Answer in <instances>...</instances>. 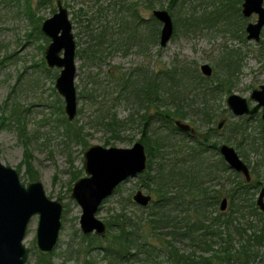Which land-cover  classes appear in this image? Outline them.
<instances>
[{
	"label": "rangeland",
	"instance_id": "rangeland-1",
	"mask_svg": "<svg viewBox=\"0 0 264 264\" xmlns=\"http://www.w3.org/2000/svg\"><path fill=\"white\" fill-rule=\"evenodd\" d=\"M154 1L153 10L168 11L174 25L173 36L164 48L159 46L158 22L153 23L158 29L156 43L149 44L146 40L148 28L153 27L152 23L148 25L152 9H148L147 4L140 0H61L67 9L76 43L77 115L70 123L83 126L82 133L87 144L84 148L65 135L64 101L55 89L60 69L48 68L44 60V51L50 40L40 28L42 22L56 12V4L52 7L34 8L29 16L24 11L23 0H0V162L15 169L24 184L32 180L40 181L46 195L53 200L61 198L64 207L58 244L44 260L33 247L37 216L32 217L23 240L24 246L30 251L26 264H117L112 257L106 255L102 247L112 241V237L117 234L116 226L123 222L136 226L137 240L130 250L135 256L121 264H171L167 258L166 245H163L166 242L179 253L191 256L197 264H203L202 259L210 258L212 252H206L208 247L204 240L207 238L203 237L201 231H197L193 239L185 233V223L190 218V212L186 208L187 200H176L171 213L168 208L169 216L175 220V224L170 218L169 221L176 230L172 225L153 228L147 222L159 212L155 208L153 187L142 175L147 167L142 174L122 182L97 211L96 218L109 224L105 237H97L105 242L92 240L89 244L95 235L85 236L80 230L81 208L70 195L75 182L73 175L82 170L81 177L84 176V152L93 145L130 148L142 138L146 122L144 113L148 110L135 101L131 88L120 94L111 87L114 82L119 83L118 78L124 73L135 75V72L154 70L168 80L171 72L180 81L179 85L197 86V91L203 86L213 88L214 85L222 84L226 91L222 87L216 90L204 110L197 104H190L187 109L180 110L185 116L180 119L175 117L174 121L188 124L193 133L189 135L178 131V134L171 135V144L178 148L183 145L182 149L187 151L188 147L193 146L191 136L197 140L209 138L205 156L215 163L221 158L215 147L219 149L223 144L228 145L248 166L251 177L260 183L254 192L255 202L259 190L264 187V139L261 136L264 134L261 131L260 112L253 117L234 116L225 104L228 95L236 94L245 98L250 107L255 105L249 96L253 89L264 83V27L258 42L246 39L245 26L247 23H255L257 17L255 14L249 18L242 17L243 0H174L173 5L170 0ZM112 3L114 5L111 8ZM134 3L139 19L145 24L144 33L140 32L144 44L143 53L140 52L139 45L125 42L126 35L119 34L121 21L123 23L129 16L127 8ZM120 6L124 10L122 9L121 14H116L114 11H119ZM79 9H82L83 16H79ZM216 16L217 20L208 21L214 20ZM191 17L204 20L195 27H189L184 19ZM179 19L182 21L178 24ZM105 28V42L98 44L100 42L96 38ZM114 40H117L116 43L110 46L109 43ZM203 64L212 69L210 77L201 73L200 66ZM200 78L203 80L199 85L197 81ZM86 88L93 90L94 106L84 98L85 93L83 97L80 96V92ZM119 89L121 90V86ZM189 92L191 91H186L187 94ZM99 107L110 114L116 113L119 120L127 119L128 125L117 129L115 133L104 126H98L96 113ZM173 109L170 104L163 105L160 102H155L149 109L148 113L151 115L147 142H140L144 145L145 152L150 147L153 135L164 134L167 130V126L157 117V112H171ZM220 121L224 122L218 129ZM240 127L246 129L244 136L236 132ZM205 132L209 136H204ZM24 144L27 146L24 147ZM25 150L29 154L28 159ZM151 160L149 173L154 171L158 161L157 158ZM26 162L31 165L34 179H29ZM230 171L220 172L219 169L217 180L211 184L206 183L205 186L221 192L229 191L236 179ZM240 178L244 180L241 175ZM138 190L152 196L148 207H139L132 201L133 194ZM223 198L225 197H221L220 201ZM219 203L216 209L220 212ZM223 213H229L228 199ZM261 214L246 215L248 218H245L236 212L232 214V224L246 228L251 223L254 227L247 228V233L262 231L261 235L264 237V213ZM234 239L236 246L241 238ZM221 243L217 241L215 249ZM255 248L258 254L254 258L250 257L247 264H264V241L262 246L257 245Z\"/></svg>",
	"mask_w": 264,
	"mask_h": 264
},
{
	"label": "trees",
	"instance_id": "trees-1",
	"mask_svg": "<svg viewBox=\"0 0 264 264\" xmlns=\"http://www.w3.org/2000/svg\"><path fill=\"white\" fill-rule=\"evenodd\" d=\"M17 2L19 0H16ZM24 1V11L31 16V12L34 8L39 9L44 6H53L56 0H23ZM35 1V5L34 2ZM140 2L146 3L148 9L154 8V0H140ZM171 4L175 2L170 0ZM114 3H112L111 8ZM123 6L119 7V11H114L116 14H121ZM128 19L123 23L121 21L120 33L125 37V42L130 41L131 43L139 45V50L143 53V38H141L140 32L144 33L143 26L144 21L139 19L135 3L131 7L127 8ZM79 16H83L82 9L78 11ZM218 19V16L214 20H209L213 22ZM40 20V19H39ZM189 27H195L200 23L201 19H184ZM182 19H179L181 22ZM40 22V21H39ZM149 23L157 24V21L151 17ZM153 24V27L148 28L147 41L149 44H154L157 41L158 29ZM177 25V23H176ZM183 25V24H182ZM107 35V29L105 28L100 33L99 37L96 40L103 44L105 42V36ZM137 35V37H136ZM118 40V39H117ZM117 40L109 43L110 46H114ZM135 40V41H134ZM137 40V41H136ZM119 41V40H118ZM146 41V42H147ZM124 42V39H123ZM124 42V43H125ZM120 46V44H119ZM116 50V48H114ZM127 50V48H126ZM133 73H124L120 75L119 83L114 82L111 84V87L117 92L120 93L125 91L127 88H131L135 94V101L146 107V110L154 106L155 102H160L163 105L167 103L173 107V111H158L157 117L162 121L164 125L167 126L166 134L164 133H155L150 139V147L147 148V170L142 174L149 181L150 185L153 187V197L155 200V208L159 212L155 214L154 219L147 220V222L153 227L157 228L159 226H169L172 225L169 221L170 213L172 211V205L176 204V200H187L186 206L187 210L190 212V218L187 219L185 223V233L190 236L191 239L195 237L197 231H201L203 237L207 239L204 240L205 245L208 247L206 252H212L210 258L202 259L201 263L203 264H247L248 259L251 257H256L258 252L256 251V246L263 244L264 237L261 235L262 231L247 233L249 228L254 226L250 223L246 228L239 225H233L232 214L239 212L241 216L248 218L246 215H262L258 212L256 202L254 201V192L260 186V183L257 179H253L246 183L240 174L230 171L234 176L235 183L231 189L226 192H221L219 190L210 189L206 187L205 184L212 183L217 180V173L220 169V172L229 171L228 166L223 162L222 158H219V162H211L206 156L207 144L209 138H203V140L194 139L191 136V141L193 143L192 147H188L187 151L183 150V145H180L178 148L176 145L171 144L173 139L171 135L178 134V130L173 125L174 118H183L185 113H181L180 110L187 109L190 104H197L201 106L204 110L206 108L209 100L212 98L214 92L218 89H226L222 84L214 85V87L203 86L201 89H198L197 86L192 87L191 85H179V80H176L175 73L169 72L168 80H165L163 77L159 76L157 71H141ZM203 78L198 79L197 84L200 85ZM96 85V83H93ZM206 85V84H205ZM121 86V90L119 87ZM190 89V90H189ZM86 90V91H85ZM119 90V91H118ZM186 91H191L189 94ZM93 90L84 89L80 92V96L90 101L91 106H94L92 103L94 97L92 94ZM193 92H196L192 97ZM190 97V99L188 98ZM198 108V107H197ZM144 113V125L142 131V138L140 142H147L146 136L148 132V127L150 126V113ZM212 117V115H210ZM244 119V118H243ZM96 124L98 126H104L108 131L115 133L118 129L125 128L126 124L128 125L127 119L119 120L116 113H109L105 111L102 107L97 109L96 113ZM64 132L67 139H74V141L79 142L83 147H87L86 139L84 137L83 126H78L74 123L67 121V118L64 117ZM246 129L243 127L236 129V132L241 136H244ZM204 136H209L204 133ZM262 138L264 136L261 134ZM27 145L24 144V147ZM218 150L217 147H215ZM179 152V153H176ZM25 156L28 159L29 154L25 150ZM158 159L156 161L157 167L152 173H149L151 168V159ZM27 172L29 174V179H34V174H32L31 165L26 162ZM149 174V175H148ZM151 174V175H150ZM82 170L76 172L73 175V181L81 178ZM209 184V185H210ZM174 190V191H173ZM174 193V197L172 194ZM237 196V198H235ZM225 197L229 200V213L225 214L223 212L217 211L216 207L220 202V198ZM235 198V199H234ZM236 200V203H235ZM243 202V203H242ZM246 205V206H244ZM149 206V205H148ZM147 206V207H148ZM168 208H170V213H168ZM246 211V213H244ZM175 224V220L170 218ZM109 227L108 222L106 223ZM135 226V225H134ZM127 225V223H121L116 226L117 234L112 237V241L107 242L105 247H102L108 257H112L113 262L121 264L124 261H128L133 258L135 254L130 253V250L136 245L137 238L136 226ZM174 226V225H172ZM248 228V229H247ZM174 230L176 227L174 226ZM175 233V232H174ZM234 237H240L241 239L237 241L235 246L234 242L236 241ZM83 239H88L83 237ZM92 240H97L99 242H105L100 239L93 238L89 241V244ZM209 240V243L208 241ZM217 241L222 242L221 245L215 249ZM166 252L168 259L171 264H197L193 261V258L189 255H184L179 253L169 242H166ZM255 250V253L254 251ZM253 253V254H252ZM255 254V255H254ZM39 257L44 260L49 257V255H39ZM42 264H50L49 262H42Z\"/></svg>",
	"mask_w": 264,
	"mask_h": 264
},
{
	"label": "water",
	"instance_id": "water-1",
	"mask_svg": "<svg viewBox=\"0 0 264 264\" xmlns=\"http://www.w3.org/2000/svg\"><path fill=\"white\" fill-rule=\"evenodd\" d=\"M55 4L56 12L45 19L40 28L50 40L44 51V60L48 68L60 69L55 89L63 98L67 121L72 122L77 115L76 43L67 9L61 0H56ZM241 14L244 18L252 14L257 16L255 23L246 25L245 32L247 40L258 42L264 27L263 0H243ZM152 17L160 24L159 46L164 48L173 36L172 18L168 11L160 9L152 10ZM200 71L205 77L212 75V69L207 64L201 65ZM249 98L255 102L252 107L245 98L236 94L229 95L225 104L234 116L253 117L260 111L261 131L264 134V83L253 89ZM223 122L218 123V129ZM174 126L182 133H193L188 124L179 120L174 121ZM219 154L231 171L243 176L245 182H250L248 166L232 147L221 145ZM82 166L84 176L74 182L70 198L81 208L79 226L82 234H95L104 238L106 225L96 218V213L119 184L146 170L145 147L140 142H135L130 148L93 145L84 152ZM132 201L144 208L151 202V196L138 190L133 194ZM256 206L260 212H264V187L259 191ZM226 207L227 199L223 198L219 210L224 212ZM63 208L62 199L48 197L40 181L32 180L24 184L15 169L0 162V264H26L30 251L24 246L23 240L34 216H37V225L33 247L40 255L51 254L58 244Z\"/></svg>",
	"mask_w": 264,
	"mask_h": 264
},
{
	"label": "flooded vegetation",
	"instance_id": "flooded-vegetation-1",
	"mask_svg": "<svg viewBox=\"0 0 264 264\" xmlns=\"http://www.w3.org/2000/svg\"><path fill=\"white\" fill-rule=\"evenodd\" d=\"M241 4H242V3H241ZM241 15H242V14H241ZM242 17H243V16H242ZM256 17H257V16H256ZM243 18H244V17H243ZM247 24H248V23H247ZM247 24H246V25H247ZM245 27H246V26H245ZM258 87H259V86H258ZM230 95H231V94H230ZM228 96H229V95H228ZM228 96H227V97H228ZM225 101H226V100H225ZM258 112H260V111H258ZM250 175H251V174H250ZM251 180H252V177H251ZM251 180H250V181H251ZM246 183H247V182H246ZM119 185H120V184H119ZM119 185H118V186H119ZM118 186H117V187H118ZM117 187H116V188H117ZM116 188H115V189H116ZM259 191H260V190H259ZM113 192H114V191H113ZM113 192H112V193H113ZM143 194H144V193H143ZM151 201H152V196H151ZM150 203H151V202H150ZM150 203H149V204H150ZM144 208H145V207H144ZM105 225H106V223H105ZM106 231H107V225H106ZM91 235H92V234H91ZM93 235H95V234H93ZM89 236H90V235H89ZM96 237H98V236L95 235L93 238H96ZM99 238H100V237H99ZM101 239H103V238H101Z\"/></svg>",
	"mask_w": 264,
	"mask_h": 264
}]
</instances>
